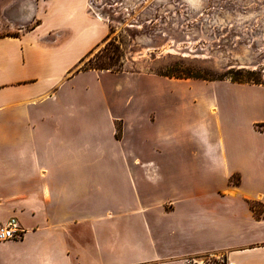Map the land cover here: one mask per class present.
I'll use <instances>...</instances> for the list:
<instances>
[{"label":"rangeland","instance_id":"1","mask_svg":"<svg viewBox=\"0 0 264 264\" xmlns=\"http://www.w3.org/2000/svg\"><path fill=\"white\" fill-rule=\"evenodd\" d=\"M10 1L0 0V15ZM84 11L106 27L84 62L95 64L113 47L120 54L117 64L121 70L106 69L99 77L109 91L111 112L127 116L135 101L144 108L152 98L165 105L163 117L142 126L139 136L130 133L133 122L126 119L129 153L140 160L132 169L138 198L130 195V183L124 181L118 162L105 158L99 168L101 187L112 198L121 199L105 197L104 209L96 216L74 219L84 228L73 234L93 244L104 243L101 264H134L156 253L175 254L187 240L180 232L184 228L196 247L220 244L226 239L227 215L218 206L211 213L216 223L208 222L209 195L225 184V172L231 167L218 163L213 150L218 139L226 149L253 143L254 128L264 132V0H85ZM75 77L76 92H60L56 101L39 110L48 117L89 113V122L95 124L91 138L96 139L97 126L102 128L99 112L104 107L97 77L89 71ZM229 82L251 86L237 91ZM238 97L247 109L236 105ZM156 106L154 102L158 113ZM250 117L261 119L254 128L247 121ZM112 123L114 138H121L124 120L113 118ZM88 168L93 169L91 163ZM238 179L235 172L229 181L237 183ZM196 191L205 198L201 205L193 196L168 209L173 195ZM182 205L184 210H180ZM252 205L258 215L259 204ZM193 210L197 229L188 222ZM16 215L23 228L33 222V217L21 211ZM39 239L35 233L27 234L22 242L0 250V264H26ZM192 258L200 264H226L221 253L195 255L184 262ZM52 261L61 264L59 259Z\"/></svg>","mask_w":264,"mask_h":264},{"label":"crops","instance_id":"2","mask_svg":"<svg viewBox=\"0 0 264 264\" xmlns=\"http://www.w3.org/2000/svg\"><path fill=\"white\" fill-rule=\"evenodd\" d=\"M33 1L37 10L26 22L14 19L20 0L8 2L0 15V226L10 216H15L24 230L21 238L0 241V250L35 233L40 238L35 245L38 250L33 251L26 264H51L57 259L61 264H101L104 243L93 244L74 235L76 229L82 230L84 226L73 220L96 216L104 209L105 197L113 201L121 199L114 195L112 198L109 191L101 187L99 168L104 166L105 158L118 162L124 181L130 183V195L135 200L138 198L132 169L137 168L140 160L129 153L127 131L131 128L130 133L139 136L142 126L147 127L163 117L165 103L151 97L144 108L135 101L127 116L113 114L107 103L111 99L109 91L99 80L106 69L76 70L80 59L103 37L105 24L89 18L84 11L85 0ZM85 71L97 77V92L104 101L99 112L102 128L97 126L96 139L91 138L95 124L89 122V113L48 117L45 111L39 110L56 101L60 92H76L75 76ZM229 83L237 91L251 86ZM154 102L159 104L158 113L153 109ZM235 102L241 109H247L242 98L238 97ZM236 116L238 118V113ZM113 118L124 120L119 139L113 136ZM126 119L133 122L132 127H126L129 125ZM259 120L250 117L247 121L254 128ZM253 132V143L225 149L218 139L217 148L213 150L217 162L231 169L225 172V184L209 195L207 220L216 223L211 213H216L218 206L223 208L227 215L224 220L226 239L220 244L199 248L194 246L186 228L180 229L187 240L183 238L177 253H156L137 259L134 264H184L188 257L208 253H221L226 263L231 264H264V132L255 128ZM235 172L239 179L237 183H230L229 178ZM202 195L199 191L173 195L168 209L179 207L178 204L193 196L201 205L205 199ZM253 202L261 208L258 215ZM184 206L180 210H184ZM16 211L33 217L32 224L23 228ZM196 220L193 210L188 215L192 229H197L193 225Z\"/></svg>","mask_w":264,"mask_h":264},{"label":"trees","instance_id":"3","mask_svg":"<svg viewBox=\"0 0 264 264\" xmlns=\"http://www.w3.org/2000/svg\"><path fill=\"white\" fill-rule=\"evenodd\" d=\"M84 57L80 59L81 64L77 67L76 70H84L89 68H95V69H107L111 71H120L121 66L120 64H117L118 59L120 58V54L118 50L115 49V47L112 48V51L108 53L103 58H100L98 62L92 65H87L84 62ZM83 61V62H82Z\"/></svg>","mask_w":264,"mask_h":264},{"label":"built area","instance_id":"4","mask_svg":"<svg viewBox=\"0 0 264 264\" xmlns=\"http://www.w3.org/2000/svg\"><path fill=\"white\" fill-rule=\"evenodd\" d=\"M23 232L24 230L20 227L16 217L10 216L6 220V222L0 226V241L21 238L23 236ZM191 262L200 264L198 261L195 262L193 258L188 259L186 263L184 262V264H189ZM226 264H231V263H226Z\"/></svg>","mask_w":264,"mask_h":264},{"label":"bare ground","instance_id":"5","mask_svg":"<svg viewBox=\"0 0 264 264\" xmlns=\"http://www.w3.org/2000/svg\"><path fill=\"white\" fill-rule=\"evenodd\" d=\"M36 8H37L36 4L33 0H20L18 7H17V10H16V14H14V19H16L17 21H19L21 23L26 22L33 17V15L36 12ZM6 12H7V10H6ZM6 16H7V13H6ZM99 17L100 16H98V18ZM7 18H8V16H7Z\"/></svg>","mask_w":264,"mask_h":264}]
</instances>
